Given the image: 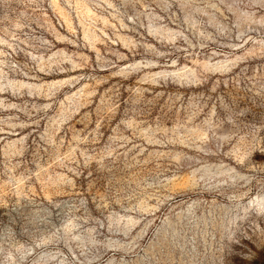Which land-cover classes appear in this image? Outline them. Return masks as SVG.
Here are the masks:
<instances>
[{"label":"rangeland","instance_id":"374dc122","mask_svg":"<svg viewBox=\"0 0 264 264\" xmlns=\"http://www.w3.org/2000/svg\"><path fill=\"white\" fill-rule=\"evenodd\" d=\"M262 198L264 0H0V264H264Z\"/></svg>","mask_w":264,"mask_h":264},{"label":"bare ground","instance_id":"6f19581e","mask_svg":"<svg viewBox=\"0 0 264 264\" xmlns=\"http://www.w3.org/2000/svg\"><path fill=\"white\" fill-rule=\"evenodd\" d=\"M86 10H87V7H86ZM262 199H264V198H262ZM261 201H262V202H261ZM261 201H260L261 204L259 205L260 207H261V206H264V205H263V204H264V202H263L264 200H261ZM260 202H259V203H260Z\"/></svg>","mask_w":264,"mask_h":264}]
</instances>
